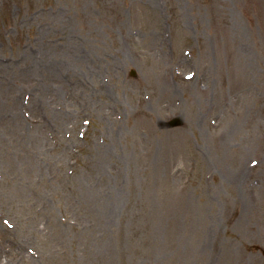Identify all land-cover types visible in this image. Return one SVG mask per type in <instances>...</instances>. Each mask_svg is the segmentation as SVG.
<instances>
[{
	"label": "rangeland",
	"instance_id": "obj_1",
	"mask_svg": "<svg viewBox=\"0 0 264 264\" xmlns=\"http://www.w3.org/2000/svg\"><path fill=\"white\" fill-rule=\"evenodd\" d=\"M0 264H264V0H0Z\"/></svg>",
	"mask_w": 264,
	"mask_h": 264
},
{
	"label": "bare ground",
	"instance_id": "obj_2",
	"mask_svg": "<svg viewBox=\"0 0 264 264\" xmlns=\"http://www.w3.org/2000/svg\"><path fill=\"white\" fill-rule=\"evenodd\" d=\"M46 67H47L46 70H50L51 69L57 75L58 78L61 77L58 74V70H57L56 64H53V65L47 64ZM35 163H36V161L24 160V168H27L28 169L29 166H34ZM24 171H25V169H24ZM116 206H118V202L115 203V204L114 203H111V202H107L105 210H106V214H107L108 217H110L111 214H114L115 209H116Z\"/></svg>",
	"mask_w": 264,
	"mask_h": 264
},
{
	"label": "water",
	"instance_id": "obj_3",
	"mask_svg": "<svg viewBox=\"0 0 264 264\" xmlns=\"http://www.w3.org/2000/svg\"><path fill=\"white\" fill-rule=\"evenodd\" d=\"M179 122H178V120H173L171 123H170V125H175V124H178Z\"/></svg>",
	"mask_w": 264,
	"mask_h": 264
}]
</instances>
